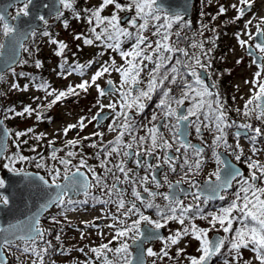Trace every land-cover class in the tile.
<instances>
[{"label": "snow or ice", "instance_id": "snow-or-ice-1", "mask_svg": "<svg viewBox=\"0 0 264 264\" xmlns=\"http://www.w3.org/2000/svg\"><path fill=\"white\" fill-rule=\"evenodd\" d=\"M32 3L33 0H23V8L19 9L13 19L19 20L21 16H29V6ZM58 3L65 10L74 9V0H58ZM239 3L242 7L237 8L236 5H232L233 8H237L238 15L235 18L237 20L245 15L247 9L251 8V0H239ZM42 6L45 8L55 7L54 4L48 3H44ZM109 6H112L114 11L109 16L102 15ZM83 11L87 13L86 22L91 26V37L75 34L73 38L83 40V43L89 46L100 42V46L118 52L125 63L116 66L115 60H112L110 64L106 61L90 81L84 80L74 87L69 85L65 90L57 91L50 89V86L41 84L40 87L46 93L45 99L54 97L45 107L51 108L69 95L78 96L80 93L77 89L87 92L88 88L92 86L96 87L98 96L101 98L118 94V102L110 101L104 105L98 100L101 112L105 107L111 110V121L107 125V129L109 132L117 134L113 140L104 142V133L96 131L90 136L80 139H69L61 148L54 147L55 141H49L51 149L49 156L45 158L37 153L39 159L24 156L19 152L5 157L6 146L0 144V157H4L8 161L3 164V168L21 176L25 181L24 187L30 190L29 195L36 196L42 201L37 206V212L16 223H10L8 227H0V264H7L3 259L5 250H10L13 245L20 247L16 243L17 241L25 245L22 249L24 253H33L39 264H43L44 255L52 245L51 241L45 239L46 230L40 227L41 215L52 206L60 208L61 215H64L65 212L76 210L79 205L87 204L89 200L97 201L105 206L111 205L115 211L109 210L104 213V218L112 221L107 225L112 230L111 238L106 243L102 242L96 247H91L89 251L93 257L85 261V264H96L97 261L99 264H144L145 254L148 257H167L169 255L167 246L179 244L185 236H191L199 242L197 252L200 255L189 257V264H210L213 257L220 254L221 249L226 246L235 253L233 256L235 264H240L243 259V249H251L259 264H264V186H261L264 184V164L260 161L252 160L249 157L245 161L249 175L244 176L230 162L221 160L217 156V164L224 166L223 171L218 167L216 171L210 173L203 189L195 181L191 182L192 186L197 188V191L191 194L193 200L196 201L195 204H185L180 198L170 196L168 193L153 191L148 186L151 183L156 189L162 187L155 174L162 164H151L146 158L162 160V163L167 164L173 172L176 170V160L181 158L167 154L168 150L173 148V143L164 137L162 129H168L173 134V142L179 144V147L175 148V152L180 153L181 148L184 149L181 167L186 166L188 173L193 175L198 174L201 169L204 149L193 145L186 139L189 134L188 124L196 125L197 136H202L200 125H203L205 129L214 130L216 135L213 143L216 145L223 143L225 148L232 147L227 144L225 136L227 129L233 126L238 128L235 133L237 138L241 136L240 130H243L244 135L253 144L258 138L264 137L261 127H253L248 123L236 125V121L229 118L226 102L219 98V93H213L198 73L197 68L206 70L211 67L212 49L206 50L204 43L197 41H193L189 47L198 49V52L190 54L186 48L178 47L177 44L182 38L187 39V37H182V28L188 27L189 22L185 21L180 12L161 15L163 9L157 6V0H129L126 5H122L119 0H101L94 10L86 8ZM122 11H134V15L124 21L119 15ZM224 12L225 8L221 6L219 14ZM63 15L60 8L55 9L56 19H60ZM38 18L44 24L48 23L46 16L40 15ZM75 18L80 20V14L77 13ZM123 24H127V27L122 26ZM173 24H182V27L172 32ZM251 24L252 20H248L245 23V30ZM261 24H264V17H261L260 23L256 25V34L264 37V28L261 27ZM63 26L65 29L68 28L67 19L63 21ZM150 28L154 29L151 31V36L157 37L154 41L145 34ZM0 32L8 38L7 45L0 42V55L3 54L6 47L8 51L7 61L4 62L3 67H0V73H2L4 67L11 68L13 64L19 62L16 60L18 47L25 52L28 51L27 48H24L22 41L29 35L34 37L36 31L33 30L30 33L21 31L19 27L10 24L5 15H0ZM42 34L49 36L47 31ZM245 34L249 39H253L252 33L246 31ZM173 37L176 38L175 41H173ZM236 38L241 47L248 46V42L241 38L240 33L236 34ZM125 42H131L130 50L122 49L121 46ZM51 43L57 45L55 55L62 56L67 45L63 41L57 40H51ZM212 43H215L214 40ZM255 49L260 55L259 63L253 59V63L259 70L251 81L254 86L251 90L252 95L245 102L243 110L234 109V111L244 117H254L264 124V80L261 79L264 74V41L255 44ZM239 62L237 61V63ZM65 63H67L66 59ZM92 63L93 61H89L87 66H91ZM149 64L153 66L148 68ZM35 66L39 68L40 61H36ZM60 67L63 68L64 65H60ZM85 67V65L78 64L73 71L79 70L82 75V70ZM146 69L148 79L145 82L142 79V73ZM112 71L119 73V87H116L112 80H108L107 83L111 87L110 90H105L97 84V80L104 77L105 74L110 75ZM13 74H15L14 71ZM66 74L71 75L72 73L69 71ZM189 76L192 78L191 80L187 79ZM0 79H3L2 74H0ZM246 83L249 82L246 81ZM168 85H174L175 88ZM13 87L15 88L17 85H13ZM175 89H179L178 96L173 94ZM157 94H159V99L151 118L147 124H143L137 118L144 113ZM186 102L188 107L184 109ZM39 107L38 105L37 108ZM156 109L159 110V114ZM34 112L37 120L42 119V115L37 109H33L31 106H25L22 111L14 112V115L31 116ZM98 116L99 113L93 116L92 120H96ZM201 116L203 120H201ZM191 117H196V120L192 121ZM10 118L12 117L4 116V119ZM92 120H89L88 123H92ZM172 120H175L174 124L171 122ZM183 122H188V124H185L182 129ZM86 126L85 118L82 117L77 124L68 125L64 129V135L67 136V133L73 128L83 131ZM141 130L144 131V135H138ZM31 132L33 129L28 128L25 131H17L14 135L19 140ZM43 136L44 134L41 133L35 138L40 140ZM92 137L98 138V141L92 140ZM126 137L129 139H125ZM84 141H91L87 147L96 149L92 155L85 154ZM21 143L27 144L28 141L23 140L17 143V149L20 148ZM134 147L135 150H133ZM239 147V143H237L236 148ZM160 150L165 153L163 157L157 154ZM31 151L36 152L37 150L33 147ZM257 151L258 149L253 147V155ZM61 152L63 155H58ZM213 154L216 155L215 152ZM190 155L196 159L190 161ZM241 155L242 150L235 155V159L240 161ZM113 157L119 159L114 161ZM91 159H95L98 163L90 164L89 160ZM29 160L34 163L37 169L44 170L45 175L28 172L15 166L18 162ZM130 161L134 162L135 168L127 167ZM97 168L101 171L98 172ZM137 169H143L146 174L140 176ZM212 177L215 179L213 180ZM234 181L238 187L233 193L231 203L218 209L215 213L204 216L200 207L202 194L207 193L202 201L205 204L212 199L224 200L225 197L220 193L231 188ZM165 182H167L166 176ZM169 187L171 188L172 185L169 184ZM93 188H98L102 195L100 197L93 195L91 192ZM138 188L142 189L143 193H147V198ZM129 189L131 199H126ZM0 190H2L0 191V211L10 209L12 201L10 195L4 194L7 192L4 178H0ZM80 195H83V200L74 199ZM157 196H161L167 201L164 207L154 202ZM142 207L144 209L155 208L159 218L154 220L145 215L141 210ZM132 217H136V219H132ZM196 218L208 219L209 228H199L195 223L184 226L185 220L191 222ZM65 219H67L66 216ZM96 219H100V217ZM50 220L53 223H60L55 216L50 217ZM129 220H131L130 224ZM170 221H175L184 227L177 229L167 238L160 236V230L166 228ZM142 224L148 225L143 231L141 230ZM217 225H219V229H217ZM234 225L238 226L234 228ZM214 230H222L225 234H231L230 238L212 240L209 238V232ZM100 235L104 236L105 234L101 232ZM81 238H84L83 233H81ZM55 239L60 240L59 233L56 234ZM152 240H163L165 248H162L160 252L154 251L151 247L145 249L143 247L145 242ZM37 241H43L47 247L40 248ZM132 245H137L135 256L130 251ZM79 251L84 252V249L80 248ZM180 252H183V249H178L177 254ZM33 264H37V261H33Z\"/></svg>", "mask_w": 264, "mask_h": 264}, {"label": "rangeland", "instance_id": "rangeland-1", "mask_svg": "<svg viewBox=\"0 0 264 264\" xmlns=\"http://www.w3.org/2000/svg\"><path fill=\"white\" fill-rule=\"evenodd\" d=\"M87 2L89 3V6H98L101 3V0H87ZM119 2L122 5H126L128 0H119ZM232 5H236L237 8L242 7V5L239 3V0H203L202 13L204 17V23L202 22L200 26L205 29L206 33L200 32L201 29L198 27H196V30H189L188 33L197 31L198 37L195 39V41L203 43L208 42L210 43V46H213V48L216 49L214 51L212 50L211 53L213 54L216 52V61L218 62L222 71L219 76H217V79H215V84L216 86H219L221 80L224 81L225 84L229 82L230 84H227L228 86L226 85V87L229 88L231 96L238 104V107L235 109L241 108V110H243L245 102L252 95L251 90L254 86L251 81L254 78V74L259 69L257 65L253 63V58H250L247 55L246 47H241L238 43L236 34L240 33L241 38L249 42L252 39H249L248 35L245 34L247 31L253 34V39L255 40L254 36L256 34V25L260 23V18L264 17V0H251V8L247 9L245 11V15L238 20L235 19L238 15L237 8H233ZM221 6L225 8V12L223 14H219ZM20 8L21 6H18L17 10ZM106 11L109 14L114 11V8L109 6ZM127 13L129 12L122 11L119 13V15L123 17ZM70 16L72 17V13H70ZM192 19L193 18L189 20V23L194 21ZM248 20H252V24L248 26L247 30H245V23ZM63 21V19H60L59 21L58 19L56 20L54 18L49 21L45 30L49 32V36L42 35L40 39L36 40L32 44L28 43L25 47L28 49V51L24 52L21 64L17 68L15 67V69L7 71L2 75L3 79H0V116L3 118L5 115L12 117L10 119H4L9 131L11 132L10 146L5 157L12 156L13 154L19 152L30 158L36 157L39 159L37 153L47 158L51 151L49 148V141H55L54 145L58 148H61L69 139H80L81 137L90 136L96 131L104 133V142L113 140L116 135L115 132H109L107 129V125L110 123L111 119L103 128H99L96 126V120H92V117L101 112L98 100L104 105H107L110 101L118 102V94H112L101 98L98 96L96 87L92 86L88 88L87 92L77 89V91L80 93L78 96L69 95L66 99H63L62 101L53 105L51 108H48L45 107V105H47L48 102L54 97H48L45 99L46 93L40 87V84H35L28 78L31 73H37V75L40 76L41 72L47 69L46 67H48L49 71L51 72L48 77V86H50V89L61 91L67 89L69 85L74 87L84 80L90 81L91 77L106 61L110 64L112 60H115L116 66L125 63L118 52L100 46L99 42L89 46L85 45L83 40H76L73 38L75 34H84L85 36L91 37V27L89 28V24L84 18H81L80 20L72 19L68 21L69 26L67 29L64 28ZM122 26L127 27V24ZM261 27L264 28V24H261ZM97 31L99 30L97 29ZM145 34L149 35L150 39L153 41L157 39V37L151 36V31H148ZM51 40L63 41L67 45V48L64 50L62 56L55 55L57 45L51 43ZM175 40L176 38L173 37V41ZM213 40L215 42L214 44L212 43ZM177 46L181 47L180 42H178ZM121 47L123 50L127 51L130 50L131 44H129V42H125ZM198 51L199 50H197V52ZM65 59L67 63H65ZM36 61H40L41 64L38 70L35 66ZM89 61H93L91 66H87ZM237 61L240 62L237 63ZM33 64L34 67H32ZM78 64L86 66L82 70V75L80 74L79 70L73 71L75 66ZM60 65H64V67L62 68ZM13 71L15 74H13ZM69 71H71V75L66 74ZM61 73H64V75H61ZM109 79H113L115 82L117 81L120 83L119 73L112 71L110 75L105 74L104 77L97 80V84L103 88ZM142 79L145 82L147 81V69L144 73H142ZM187 79L191 80L190 76ZM261 79L264 80V74H262ZM246 81L249 83H246ZM40 83H45V80L40 81ZM13 85H17V87L14 88ZM168 86L175 88L174 85ZM178 93L179 89H175L173 94ZM158 99L159 94L156 95V99L153 97L144 113L138 117L141 119V121L137 118L140 122L143 124L148 123ZM222 101L226 102V100ZM38 105L40 106L39 108H37ZM25 106H31L33 109H37V111L42 115V119L37 120L35 112L31 116L14 115V112L22 111ZM103 111L111 110L105 107ZM156 111L159 114V110L156 109ZM232 116H234L236 119H239V117L234 114H232ZM82 117L85 118V123L87 125L83 131H81L79 128H73L67 133V136H65L64 129L70 124H77V122ZM89 120H92V123H88ZM171 122L173 124L175 123L174 120ZM248 124L251 123L248 122ZM28 128H32L33 132L17 140L14 135L15 132L25 131ZM163 132L164 137L168 139L169 142H172L173 134L168 129H163ZM211 132L212 134L215 133L214 130H211ZM41 133L44 134L43 138L37 140L35 137ZM143 134V132H138V135ZM23 140H27L28 143H21L20 148L17 149L16 144ZM92 140L98 141V138L92 137ZM86 143L89 144L91 141H86ZM243 144L245 146L247 145L246 142H243ZM252 146L255 147L254 145ZM33 147L36 148V152L31 151V148ZM88 150L89 155H92L96 151V149L91 147H89ZM58 155H63V153H58ZM259 155L264 156L261 151L256 153V156ZM113 160L115 161L116 157H113ZM7 162L8 161L3 158L0 163V178H4V174L8 172L7 169L3 168V164ZM89 163L96 165L98 162L95 159H91L89 160ZM32 165H34V163L29 160L25 162H18L15 166L24 170H30ZM97 171L100 172L101 169L97 168ZM91 192L97 197H99L98 195L101 193L98 188L91 189ZM232 198L233 197L229 199V202L226 204V206L231 203ZM89 201H91L92 204L80 205L74 211L65 212L64 214L66 215H61V209L56 207L55 214L49 213L45 216H55L57 220L60 221V223H50L48 220V226L55 232H59L60 225L64 226L66 225L65 222H69L71 227L69 228V226H66L67 231L64 233L66 234L65 239H67L69 245L84 249V252L76 251V253L73 255L69 254L60 258L55 257L54 259L58 262V264H68V262L71 261H79L85 264V261H87L90 257H93V254L89 251V249L91 247L98 246L102 242L106 243L107 240L111 238L110 233L112 230L109 229L107 225L112 223V221L110 219L104 218V213L108 212L109 210L114 212L115 208L111 205H101L97 201ZM189 204L194 203L189 202ZM200 207L202 210L205 209L204 207L202 208L201 203ZM217 210L218 209L212 213H215ZM209 213L210 212L203 213V215L207 216ZM65 216L67 219H65ZM97 217H100V219H96ZM151 218L155 220L159 217H153L151 215ZM132 219H136V217H132ZM128 223L130 224L131 220H129ZM190 223H195L199 228H209L208 219L196 218L191 222L189 220H185L184 226H188ZM184 226L175 221H170L166 227L168 236L173 234L177 229H181ZM44 227H42V229L46 230ZM217 229H219V225H217ZM46 232L48 231L46 230L45 233ZM101 232H103L105 235L101 236ZM216 232H221L225 238H230L231 235L223 233L222 230H214L209 232V238H211V236ZM81 233L84 234L83 239L81 238ZM17 244L20 245L19 248L13 245L10 250H6L10 259L8 264H33V261H37V264H39L37 257L33 253H30L31 255H29L28 252L24 253L22 251L23 247L25 246L22 242ZM149 247H151L156 252H160L162 248H165V242L162 240L159 243L156 242L151 244ZM198 247V241L193 239L191 236H185L179 244L167 246V248L172 251L171 253L168 251L169 255L167 257H149V263L189 264V257H198L200 255V253L197 252ZM227 248L228 249H226V247L221 249L220 257L223 256V259L221 261H217L216 264H235V261L233 260L235 253L231 252L229 247ZM178 249H183V252L177 254ZM130 251L132 250L130 249ZM174 256H176V258ZM242 256L243 259L240 261V264H259V262L255 259V254L251 251V249L242 250ZM18 257L20 258L19 260L17 259Z\"/></svg>", "mask_w": 264, "mask_h": 264}, {"label": "flooded vegetation", "instance_id": "flooded-vegetation-1", "mask_svg": "<svg viewBox=\"0 0 264 264\" xmlns=\"http://www.w3.org/2000/svg\"><path fill=\"white\" fill-rule=\"evenodd\" d=\"M254 38H255V40L252 39L251 41L248 42V49H252V50L255 51V53L257 55H260L258 50L255 49V44L258 43L256 41V34H255ZM262 41H264L263 37L259 41V43H261ZM250 47H253V48H250ZM248 56L250 58H252L251 55H248ZM214 66H212L209 69V71H208L209 78H210L212 83H211V85H208L207 83L206 84L210 87V89L213 91V93H219V98L221 100H226V107L229 110L228 113L229 112L233 113V109L235 107H238V104L236 102L235 103V107H234L232 105V103L230 102V100L227 98V96H229L228 95L229 88L226 87L227 84H225L224 81L221 80L220 85L216 86L215 79H217V76H219L220 73H218L217 68H215ZM198 69L199 68H197V71H198ZM222 82H223V84H222ZM213 85H215V87H212ZM116 87H119V86H116ZM174 95L178 96L179 93L178 94H174ZM155 99H156V97H155ZM173 106H175V105H173ZM184 107H185V109L188 107V103L187 102L185 103ZM110 118L108 119V121L110 120ZM138 119L141 121L140 118H138ZM190 119L192 121H195L196 117H191ZM201 120H203L202 116H201ZM103 126H101L100 128H102ZM195 126H196L195 124H189V141L193 145H197V146L202 147L204 149V152L202 153L203 163L201 165V169L199 170L198 174L193 175L192 173H188V169H187L186 166L185 167H181V165L183 164L182 154L184 152V149L181 148V152L180 153L175 152V148L179 147V144H177V143H175L173 141L170 142V143H173V148L168 150L167 154L169 156L181 157V158L177 159L176 162H175L176 163V170L174 172L170 170V168H169V166L167 164L162 163V160L161 161H157L155 158H151V157L146 158V159H148V162L151 163V164H157V163H161L162 164V167L155 171L157 179L161 182L162 187H160L159 189H156L154 184H151V183L148 186L153 191H158V192H161V193H168L169 195L172 193L173 196H179V198L182 199L185 204H189V202L190 203H194V204L196 203V201L193 200L191 194L196 192L197 188L192 186V183H191L192 181H195L201 187V184L209 179V174L210 173L216 171L218 167H220L221 169L223 168V165H218L217 164V158L216 157L219 156V158L221 160H223L224 156H222L220 154L221 152H218L219 150H216V144L213 143L214 137H215L214 134L211 133V130L205 129L203 126L200 125L202 136H197L196 132H195ZM229 130L235 131V129L233 127L229 128ZM162 131H163V129H162ZM140 132L144 133V131H142V130ZM125 139H128V137H126ZM226 139L229 140V137H227ZM248 141L250 142L249 139H248ZM250 143L253 144V142H250ZM235 144H237V143H235ZM253 145L258 149L259 152L261 151L262 153H264V137L258 138L257 141ZM249 147H250V144L247 143V145L245 146L243 143H241L240 147L237 148L236 151L234 149H232V148H226V150H224V151H226L229 154L228 155L229 158L234 163L242 166V168L244 170V173H243L244 176H248L249 175L248 167H246L243 164L247 160V157L245 156V153L248 151ZM133 150H135V147H134ZM241 150H242L241 160L237 161L235 159V155L240 153ZM214 152H215L216 155L213 154ZM157 154L160 155L161 157H163L165 153H164V151L160 150V151H158ZM117 159H119V158L116 157V160ZM189 159H190V161H192V160H195L196 158L190 155ZM127 167L135 168L134 162L130 161L127 164ZM137 171L139 172L140 176H144L146 174L143 169H137ZM185 173H188V174L185 175ZM165 176L167 177V182H165ZM149 179L151 180V177H149ZM212 179L214 180L215 178L212 177ZM177 182H180V183L178 184ZM169 184L172 185L171 188L169 187ZM138 190H140L142 192V189L138 188ZM236 190H237V184L234 181L233 185H232V188L230 190H224L222 192L221 195H223L225 197L224 200H220V199L214 200V199H212V200H209L205 204V203L202 202L203 201V196H202L201 206H202V208L203 207L205 208L204 210H202V214L203 213H207V212L212 213L216 209H220V208L226 207V204L229 202V199L232 197V194ZM142 195H144L145 198H147V193H143L142 192ZM126 199H131L130 189H129V194L126 196ZM154 202H156L161 207H164V205L167 204V201H165L163 199V197H161V196H157L155 198ZM141 210L143 212H145L146 215H152L153 211H154V208H152V209H144L142 207ZM55 212L56 211L54 210L52 214H55ZM64 215H66V214H64Z\"/></svg>", "mask_w": 264, "mask_h": 264}, {"label": "water", "instance_id": "water-1", "mask_svg": "<svg viewBox=\"0 0 264 264\" xmlns=\"http://www.w3.org/2000/svg\"><path fill=\"white\" fill-rule=\"evenodd\" d=\"M194 1L195 0H157V6L163 9V12L165 13L180 12L181 14H183L184 19H190L193 13ZM21 3H23V0H0V9H3V11H0V13L2 15H7V13L10 11V9L15 4H21ZM44 3L54 4L55 7L45 8L42 6ZM56 8H60V10H62V6L59 5L58 0H33V3L29 6V11H30L29 16L27 17L21 16L19 20L15 19V22H13L12 24L14 26L19 27L21 31H27L30 33L33 30L40 29L43 27L44 23L40 21L38 18L40 15L46 16L49 21L53 16H55ZM128 17L129 15H127L124 18V20L127 19ZM29 36L23 39L22 41L23 44L29 39ZM258 39L260 40L261 37L258 36ZM4 43L7 45L8 39ZM21 51H22V48L18 47L17 54H16L17 61L20 60ZM7 56H8V51L6 47L3 50V54L0 55V67H3L4 62L7 61ZM16 64L17 63L13 64L12 67L15 66ZM7 69L9 68L4 67V70L2 73H4ZM201 73H202V76L205 77L206 75L205 72L201 71ZM110 87L111 86L108 85L105 88V90H110ZM106 116H107L106 113L100 114L98 116V124H101L106 119L105 118ZM0 121H2V124H0V144L6 146V150L4 151V154H5L7 151V146H8L9 130L4 124L3 119L0 118ZM184 126L185 124L181 128L183 129ZM2 158L3 157H0V161L2 160ZM226 161L230 162L228 159H226ZM233 166L239 171H241V169L238 166H235V165ZM29 172H32V171H29ZM4 179L6 180V185H7V192L4 194L10 195V199L12 203L10 205V209H4L3 211H0V227H8L10 223H16L18 220H23L27 216L31 215L32 213L37 212L38 211L37 206L39 203L42 202L36 196L29 195L30 190L24 187L25 181L23 180L21 176H17L13 173L7 172L4 175ZM45 213L46 212H44L41 215V217H43ZM147 227H148L147 225L144 226L142 231ZM159 235L163 237L164 235L163 229L160 230ZM216 239H223V237L222 235L217 233L213 236L212 240H216ZM153 241L155 240H152L150 242H153ZM132 247H134L136 250L137 245H132ZM143 247L145 248V244L143 245ZM134 256H135V252H134ZM3 259L6 260V262L8 263L9 259L5 251L3 252ZM146 262H147V259H146V254H145L144 264H146Z\"/></svg>", "mask_w": 264, "mask_h": 264}, {"label": "trees", "instance_id": "trees-1", "mask_svg": "<svg viewBox=\"0 0 264 264\" xmlns=\"http://www.w3.org/2000/svg\"><path fill=\"white\" fill-rule=\"evenodd\" d=\"M198 6V7H197ZM84 7H85V2L84 0H74V9H73V13H72V16H73V19L74 20H77L75 17H76V14L79 13L81 18H86L87 17V13L84 12ZM89 9H95V6L93 5H90L89 6ZM112 13V12H111ZM111 13H106V11H104L102 13V15L104 16H109ZM131 13L132 15H134V11L132 12H129ZM161 15H163V13H161ZM60 19H72L71 16H70V12L68 11H65L64 10V15L60 18ZM194 21H192L191 23H189V26L188 27H183L182 28V37H187V39H181L179 42L181 44V47L183 48H186L189 53L191 54L192 52H197L198 49H193L191 47H189V45L195 41V39H197L198 37V33L197 31H194L192 33H188L189 30H196L198 28L201 29L200 32L202 33H206L205 32V29H203L200 24L203 22L204 23V17L202 16V13L200 12V9H199V5H196V9H195V14H194V17L193 19ZM189 22V20L187 21ZM182 27V24H173V28H172V32H175L177 31L178 29H180ZM154 29H149L148 31H153ZM0 42H1V34H0ZM129 44H131V42H129ZM204 47L205 49H209L211 48L213 51L216 50L213 48V46H210V43L206 42L204 43ZM212 53H211V61H215L214 59H212ZM215 55H216V52H215ZM206 62V61H205ZM153 66V65H151ZM85 145V143H84ZM38 170H42V169H38ZM44 171V170H42ZM46 225H47V231L49 232H46L45 233V239L46 240H49L51 241V245L52 247H50L48 249V252L44 255V260H43V264H54V258H55V255L58 253V250H59V246L58 245V242L57 240L55 239V236H56V232L53 231L49 226H48V221H46ZM37 245L40 247V248H44V247H47V245H45L43 243V241H37ZM56 262V261H55Z\"/></svg>", "mask_w": 264, "mask_h": 264}, {"label": "bare ground", "instance_id": "bare-ground-1", "mask_svg": "<svg viewBox=\"0 0 264 264\" xmlns=\"http://www.w3.org/2000/svg\"><path fill=\"white\" fill-rule=\"evenodd\" d=\"M84 2H85V7H84V9H86V8H89V3L87 2V0H84ZM128 2H129V0H128ZM196 5H199V9H200V12L202 13V11H203V0H195L194 1V7H193V13H192V17H194V14H195V9H196ZM97 6H95V8H96ZM198 7V6H197ZM65 10V9H64ZM65 11H68V12H70V13H73V10H65ZM105 11H106V9H105ZM106 13H108L107 11H106ZM0 15H2L1 13H0ZM129 16H132V14L131 13H129L128 14ZM6 16V19L8 20V22L10 23V24H12L13 23V16H12V13H11V10L7 13V15H5ZM202 16H203V13H202ZM126 16H123L122 18H123V20H124V18H125ZM128 19V18H127ZM127 19H125L124 21H127ZM13 25V24H12ZM124 25V24H123ZM99 30V29H98ZM8 38H6V37H4L3 35H2V33H1V42H5L6 40H7ZM248 120L249 121H252V119L251 118H248Z\"/></svg>", "mask_w": 264, "mask_h": 264}]
</instances>
